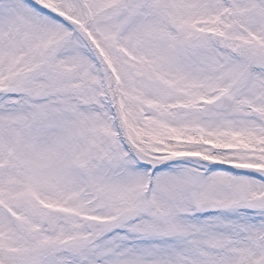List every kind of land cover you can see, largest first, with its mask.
Returning a JSON list of instances; mask_svg holds the SVG:
<instances>
[{"label":"snow or ice","instance_id":"obj_1","mask_svg":"<svg viewBox=\"0 0 264 264\" xmlns=\"http://www.w3.org/2000/svg\"><path fill=\"white\" fill-rule=\"evenodd\" d=\"M0 264H264V0H0Z\"/></svg>","mask_w":264,"mask_h":264}]
</instances>
